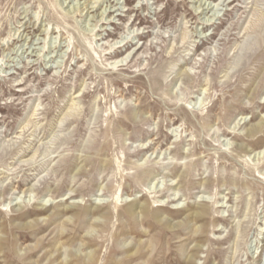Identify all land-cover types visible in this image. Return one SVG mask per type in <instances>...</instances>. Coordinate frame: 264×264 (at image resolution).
<instances>
[{
    "label": "rangeland",
    "instance_id": "rangeland-1",
    "mask_svg": "<svg viewBox=\"0 0 264 264\" xmlns=\"http://www.w3.org/2000/svg\"><path fill=\"white\" fill-rule=\"evenodd\" d=\"M0 264H264V0H0Z\"/></svg>",
    "mask_w": 264,
    "mask_h": 264
},
{
    "label": "bare ground",
    "instance_id": "bare-ground-1",
    "mask_svg": "<svg viewBox=\"0 0 264 264\" xmlns=\"http://www.w3.org/2000/svg\"><path fill=\"white\" fill-rule=\"evenodd\" d=\"M115 44L118 46V42H116ZM120 44H121V43H120ZM116 45H115V46H116ZM115 46H114V47H115ZM119 46H120V45H119ZM119 46H118V47H119ZM120 47H121V46H120ZM116 62H117V61H116ZM116 62H115V63H116ZM116 64H117V63H116ZM117 65H118V64H117ZM114 66H115V65H114ZM115 67H116V66H115ZM256 131H257V129H256ZM119 200H120V199L118 198V195H117V200L115 201V206H114V208H113L114 213H117V215H118L117 205H118V203H120ZM121 201H122V200H121ZM77 203L79 204L80 202L77 201Z\"/></svg>",
    "mask_w": 264,
    "mask_h": 264
}]
</instances>
